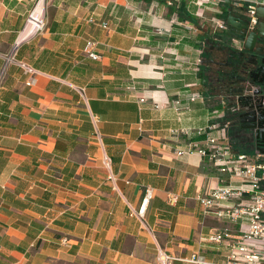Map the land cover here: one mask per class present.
<instances>
[{
  "label": "crops",
  "instance_id": "obj_1",
  "mask_svg": "<svg viewBox=\"0 0 264 264\" xmlns=\"http://www.w3.org/2000/svg\"><path fill=\"white\" fill-rule=\"evenodd\" d=\"M39 1L46 26L25 36ZM261 4L0 0V52L20 39L17 61L37 70L10 62L0 91V264H159V248L222 262L225 246L201 238L227 224L204 215L199 200L219 184L218 172L197 153L178 156L188 137L171 131L222 121L205 44L228 39L214 33L215 19ZM88 40L100 58L89 56ZM148 187L154 197L144 218L153 235L139 213Z\"/></svg>",
  "mask_w": 264,
  "mask_h": 264
},
{
  "label": "built area",
  "instance_id": "obj_2",
  "mask_svg": "<svg viewBox=\"0 0 264 264\" xmlns=\"http://www.w3.org/2000/svg\"><path fill=\"white\" fill-rule=\"evenodd\" d=\"M195 1L198 6H204L211 2L214 3L216 0ZM40 2L35 5L36 7L26 20L27 23L22 34L28 30L31 22L34 24L25 36L41 32L46 26L45 8L41 15L35 14ZM248 8L251 24L255 25L258 21L257 8L253 5ZM103 26L107 28L106 24ZM212 27L214 33L222 31L225 22L215 19ZM20 44L21 40L18 39L13 44L10 53L2 54L0 52V56L4 58V64L0 70V91L4 86L7 65L10 62H18L30 75L37 73L35 68L23 60L17 61L16 53ZM97 44V41L88 40L85 47L89 56L94 60L100 58ZM34 81L30 79L29 84ZM79 92L85 95L83 87L79 89ZM187 96L191 101L199 98V95L194 93H189ZM144 100L145 98L142 97L141 101ZM182 103V100L177 98L172 104L179 119H182L185 113ZM262 103H264V96ZM222 105L226 106L225 103ZM216 113L218 118L223 116L218 109ZM171 133L175 136L185 135L188 137L185 146L175 149L178 156L197 153L213 165L218 172L219 184L201 195L199 200L204 215H212L216 219L224 221L227 226L221 230L210 231L201 240L204 243L209 241L224 245L227 249V257L222 262L213 261L195 251L189 258H179L168 253L165 249L159 248L156 254L158 263L174 264L177 259H181L190 264H264V154L258 151L245 153L232 148L223 121L220 123L213 121L207 126L195 130L173 128ZM104 163L106 167L110 168L111 159L109 156H105ZM111 179L114 180L113 175H111ZM153 193L152 188H146L145 199L139 211L142 226L152 235L154 229L146 223L144 210L146 204L154 197Z\"/></svg>",
  "mask_w": 264,
  "mask_h": 264
},
{
  "label": "flooded vegetation",
  "instance_id": "obj_3",
  "mask_svg": "<svg viewBox=\"0 0 264 264\" xmlns=\"http://www.w3.org/2000/svg\"><path fill=\"white\" fill-rule=\"evenodd\" d=\"M228 19L222 29L228 39L205 44V73L208 83L221 90L231 123L236 117L246 138L264 154V19L251 24L249 8L241 5L230 10Z\"/></svg>",
  "mask_w": 264,
  "mask_h": 264
},
{
  "label": "rangeland",
  "instance_id": "obj_4",
  "mask_svg": "<svg viewBox=\"0 0 264 264\" xmlns=\"http://www.w3.org/2000/svg\"><path fill=\"white\" fill-rule=\"evenodd\" d=\"M220 106L221 107H217V109L219 110V113L223 115L221 116V120L223 121L226 134L232 148L245 153H254L256 149L254 148L253 144L246 138L248 136L247 131L243 130L239 126V123L236 121V117L232 118L231 123L230 119L228 118L230 111L227 105L224 106L221 104Z\"/></svg>",
  "mask_w": 264,
  "mask_h": 264
},
{
  "label": "bare ground",
  "instance_id": "obj_5",
  "mask_svg": "<svg viewBox=\"0 0 264 264\" xmlns=\"http://www.w3.org/2000/svg\"><path fill=\"white\" fill-rule=\"evenodd\" d=\"M44 8H45V5L43 4V1H41V2L38 4V7H37V9H36L35 14H36L37 16H38V15H41V14L43 13ZM33 24H34V22H31V24H30V26H29L27 32H28L29 30L32 29Z\"/></svg>",
  "mask_w": 264,
  "mask_h": 264
},
{
  "label": "water",
  "instance_id": "obj_6",
  "mask_svg": "<svg viewBox=\"0 0 264 264\" xmlns=\"http://www.w3.org/2000/svg\"><path fill=\"white\" fill-rule=\"evenodd\" d=\"M256 14L258 17H264V5H259L256 10Z\"/></svg>",
  "mask_w": 264,
  "mask_h": 264
}]
</instances>
